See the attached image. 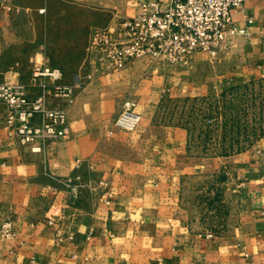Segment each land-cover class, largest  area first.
I'll use <instances>...</instances> for the list:
<instances>
[{"label":"crops","instance_id":"1","mask_svg":"<svg viewBox=\"0 0 264 264\" xmlns=\"http://www.w3.org/2000/svg\"><path fill=\"white\" fill-rule=\"evenodd\" d=\"M143 1L157 0H0V83L33 95V66L49 64L74 87L69 134L41 150L7 135L0 102V221L15 232L0 238V264H264V135L224 153L214 119L192 126L181 109L264 83V0L231 11L243 32L228 34L214 55L94 70L85 47L95 25L67 9L101 20L108 10L131 16ZM49 36L80 53L74 63H53ZM126 101L140 116L132 130L114 124ZM71 183L81 186L76 199ZM56 212L59 231L48 223Z\"/></svg>","mask_w":264,"mask_h":264},{"label":"built area","instance_id":"2","mask_svg":"<svg viewBox=\"0 0 264 264\" xmlns=\"http://www.w3.org/2000/svg\"><path fill=\"white\" fill-rule=\"evenodd\" d=\"M258 1V0H257ZM245 0H157L143 1L131 16L116 15L104 28L92 30L85 47L87 62L103 74L119 70L139 57L165 59L172 64L186 65L195 52L214 55L228 34L241 33L232 24L231 11L240 9ZM30 94L24 84L0 83V102L5 105V130L22 145H35L41 150L51 142L64 138L70 127L66 106L73 102V85L63 81V72L49 64L35 65L31 70ZM61 100L64 106L54 104ZM134 103L126 101L114 124L132 130L139 121ZM264 156V153H263ZM104 185L103 182H99ZM79 184H70L72 199L79 196ZM82 187L90 188L87 182ZM109 203V200H105ZM62 212L51 213L49 224L57 231ZM264 235V202L259 206ZM15 232L9 221H0V238L11 239ZM57 240L62 237L56 234Z\"/></svg>","mask_w":264,"mask_h":264},{"label":"rangeland","instance_id":"3","mask_svg":"<svg viewBox=\"0 0 264 264\" xmlns=\"http://www.w3.org/2000/svg\"><path fill=\"white\" fill-rule=\"evenodd\" d=\"M67 12L85 16L86 20L91 19L92 25H95L92 30L107 27L118 15L111 10L103 11L100 20L92 12L89 14V11L82 7L68 8ZM82 33H84L83 30ZM77 39L76 43H80V37ZM60 41L61 39H57L55 36H49L47 40V51L50 58H53V63L58 65L74 63L75 60L69 57L74 55V58L77 59L80 53L69 55L63 52L62 50H67L70 46ZM180 107L176 104L173 109L178 111ZM185 108L190 115L188 119L192 126L203 123L202 119L206 124H211L214 119L213 130L220 129L221 152L238 151L255 143L264 135V83H250L231 90L227 95L219 98V101H209L207 104L193 103L187 107L182 106L181 109L185 110ZM210 114H213V117H216V114L221 117L217 115V119H215Z\"/></svg>","mask_w":264,"mask_h":264}]
</instances>
